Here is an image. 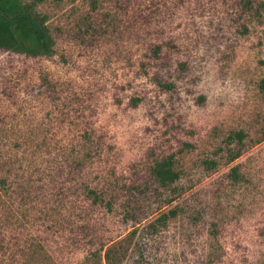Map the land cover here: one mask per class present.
I'll return each mask as SVG.
<instances>
[{
	"label": "rangeland",
	"instance_id": "374dc122",
	"mask_svg": "<svg viewBox=\"0 0 264 264\" xmlns=\"http://www.w3.org/2000/svg\"><path fill=\"white\" fill-rule=\"evenodd\" d=\"M34 10L51 55L0 50V264H264V0Z\"/></svg>",
	"mask_w": 264,
	"mask_h": 264
},
{
	"label": "trees",
	"instance_id": "16d2710c",
	"mask_svg": "<svg viewBox=\"0 0 264 264\" xmlns=\"http://www.w3.org/2000/svg\"><path fill=\"white\" fill-rule=\"evenodd\" d=\"M38 0H0V50H10L22 53L28 57L50 56L52 53L53 39L45 23L46 17L34 10V4ZM241 139L239 132L230 133ZM236 154L230 155L233 160ZM174 162L171 156H166L155 161L151 166V175L160 185H168L173 182L178 171L173 168ZM232 169L231 177L235 178ZM5 175L0 177V188L6 192ZM94 200L96 197L94 196ZM174 210L162 213L159 218L164 224L165 219L174 215ZM154 224H151L152 227Z\"/></svg>",
	"mask_w": 264,
	"mask_h": 264
}]
</instances>
